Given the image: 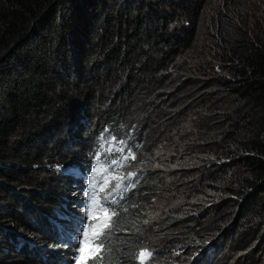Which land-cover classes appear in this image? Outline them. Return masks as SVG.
<instances>
[{
    "label": "trees",
    "instance_id": "obj_1",
    "mask_svg": "<svg viewBox=\"0 0 264 264\" xmlns=\"http://www.w3.org/2000/svg\"><path fill=\"white\" fill-rule=\"evenodd\" d=\"M105 128L137 182L90 264H138L142 205L168 184L194 202L146 264H264V0H0V264H65L56 213L80 188L61 170ZM174 138L167 177L153 149Z\"/></svg>",
    "mask_w": 264,
    "mask_h": 264
},
{
    "label": "snow or ice",
    "instance_id": "obj_2",
    "mask_svg": "<svg viewBox=\"0 0 264 264\" xmlns=\"http://www.w3.org/2000/svg\"><path fill=\"white\" fill-rule=\"evenodd\" d=\"M96 144L97 147L93 151L92 156L97 163L100 160H103L105 163L110 161L111 167L107 169V172L109 173H114L117 172L118 169L127 167L130 160H135L137 158L134 147L129 144L128 139L117 137V135L112 133V131L108 128H105L101 132ZM106 149L109 151H106L103 155H101L102 150ZM91 171L92 174L95 175L97 169L94 167ZM134 177H136V173L130 171L127 172L126 176L109 177V179L104 181V183L110 185L113 181H115L114 188L103 199H96L98 196L97 190H102L101 181H97L94 184L92 175L86 176L87 187L82 192L83 196L87 198L85 201L86 206L82 205L81 210L86 215L90 223L85 224L83 223V220H81V222L77 224L75 231L78 246L74 248V252L77 254L80 253L85 243L84 239L80 236L79 229L82 228L85 234H87L90 227L93 230L99 229V231L91 237V241L93 242L105 235L106 230L111 227L113 218L118 215L116 212L109 213L108 210L118 207L121 201L126 199V193L131 188L135 187ZM133 207H135V205H133ZM101 212H103L104 215H101ZM94 213L96 219L95 222H92L94 219ZM72 219L73 218L70 215L68 219L69 230H73L71 228ZM103 248V244L96 245L97 251H100ZM151 255V252H148L147 250H140L138 255L133 253V259L138 261V264H146ZM73 260L79 264V255H74Z\"/></svg>",
    "mask_w": 264,
    "mask_h": 264
},
{
    "label": "rangeland",
    "instance_id": "obj_3",
    "mask_svg": "<svg viewBox=\"0 0 264 264\" xmlns=\"http://www.w3.org/2000/svg\"><path fill=\"white\" fill-rule=\"evenodd\" d=\"M86 100V98L84 97V101ZM90 107L94 108L95 110V106L93 107L92 104H86L85 106V110L88 112ZM78 117H81L80 115H78ZM190 120H195V117H193L192 119H190V117L187 116V121ZM89 127H87V130H91L94 126L93 122H90ZM81 130L82 127H81ZM177 141V138L174 139H164L161 140L158 146L154 147V153L157 157H161L163 159H165L166 161H168L175 152V146H174V142ZM168 168L166 167L165 173L167 177H170V171H175L173 170L175 167H177V162H172V161H168ZM96 168V174L93 175L92 174V169ZM191 172V171H189ZM112 173L107 172V168L101 164L100 162H95V164L92 166V168L87 172V175H92V179H93V183L95 184V182L97 181H101V189H98V194H99V198L98 199H103L104 198V194H103V188L105 186L104 181H107L108 177L111 175ZM189 175V174H188ZM200 175L194 174L190 176L189 175V180L187 181L188 185H194L193 188H196V192H195V197H201L200 195H198L199 191L197 189V183H198V179ZM87 187V182L85 180V187L83 188V190ZM184 194H186V190H184L182 187H180V189L175 185V184H168L167 190L166 192L160 194L159 196H157L155 198V200H153L151 202L150 205H142V211L143 214L146 216L149 226L152 227V225L154 224V235L149 236L148 238L144 239L138 250H137V255L140 252V250H147L148 252H155V259L153 260V262H156L157 259L160 261V259L158 258L160 256L161 253H163L164 251L159 253V250H165L166 249V245L164 244V238L161 235H158L157 231H158V226H160V224L162 223L161 221H163V219L168 215V214H172L174 213L179 207L186 205L189 202H194L193 199L192 200H186L184 201ZM198 195V196H197ZM205 199H208L209 196H205ZM84 206H86V204L84 203ZM101 215H104V213L102 212ZM95 213H94V219L92 222H95ZM99 229L93 230L90 229L88 234L86 235V239L84 240V246L83 249L81 250L80 253H74L72 255V257H74V255H79L80 260H79V264H88V259L90 257H92L94 254H96L98 251L96 249V245H98L95 241H91V237L98 231ZM194 260L196 261H202V260H206V258H204L201 255V252L198 253V255L196 257H194ZM213 261V257L210 255L207 258V263ZM71 264H77L76 261L73 260L72 258V263Z\"/></svg>",
    "mask_w": 264,
    "mask_h": 264
},
{
    "label": "bare ground",
    "instance_id": "obj_4",
    "mask_svg": "<svg viewBox=\"0 0 264 264\" xmlns=\"http://www.w3.org/2000/svg\"><path fill=\"white\" fill-rule=\"evenodd\" d=\"M241 31V30H240ZM250 39V38H249ZM218 53V52H217ZM153 102V101H152ZM151 104V103H150ZM89 127V126H88ZM69 181V180H68ZM70 185V184H69ZM67 187V186H66ZM1 222V221H0ZM4 231V230H3ZM19 232V231H18ZM22 232V231H21ZM26 233H27V231H26ZM27 235H29V234H27ZM19 238V237H18ZM58 244V243H57ZM54 245V244H53ZM27 246V245H26ZM23 248V247H22ZM31 249V248H30ZM65 250V249H64ZM21 251H22V249H21ZM54 251V250H53ZM31 252V251H30ZM97 255V254H96ZM88 263V262H87Z\"/></svg>",
    "mask_w": 264,
    "mask_h": 264
}]
</instances>
